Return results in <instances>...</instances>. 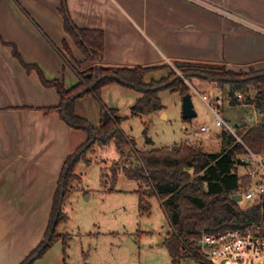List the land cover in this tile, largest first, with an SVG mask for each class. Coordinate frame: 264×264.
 <instances>
[{
    "label": "crops",
    "instance_id": "crops-1",
    "mask_svg": "<svg viewBox=\"0 0 264 264\" xmlns=\"http://www.w3.org/2000/svg\"><path fill=\"white\" fill-rule=\"evenodd\" d=\"M68 6L79 28L104 33V66L264 71V0H68ZM60 9L61 0H0V264H22L44 242L65 162L89 138L60 113L46 112L60 104L59 93L24 65L67 89L78 84L63 42L82 58ZM116 85L125 87L103 88L102 103ZM133 91L137 102L142 94ZM218 138L222 146V133ZM67 247L60 240L33 264H71Z\"/></svg>",
    "mask_w": 264,
    "mask_h": 264
},
{
    "label": "trees",
    "instance_id": "trees-1",
    "mask_svg": "<svg viewBox=\"0 0 264 264\" xmlns=\"http://www.w3.org/2000/svg\"><path fill=\"white\" fill-rule=\"evenodd\" d=\"M60 13L65 31L76 48L84 56L85 61L92 62L94 65L82 71L75 64H71L69 56L73 57L74 53L67 41L63 42V55L73 66L79 78L78 84L72 88L67 89L62 80H47L38 66L24 65L28 71H36L45 86L54 87L59 93L60 104L47 108L46 112L60 113L70 127L88 131L89 138L66 160L45 240L22 264H33L56 242L66 241L65 236L58 234V227L66 220L62 207L60 208V201L63 197L64 202L71 193V184L75 180H81L75 174V166L81 159L86 158L85 155L95 144L104 146L112 140L115 141L122 157L126 156L125 160L129 161V166L132 163L130 161L132 157H135L139 163L137 166L131 165L133 169L127 170V175L138 179L142 185L149 188L148 191L142 188L138 191L140 211H149L147 196H156L161 202L172 229L164 242L172 257V264H181L187 259L208 264L199 256L196 244L203 234H218L238 225L246 227L264 222V198L247 210L241 207L240 202L234 201V196L244 193L248 180L241 178L235 168L236 160L245 152V148L232 134L222 133V150L218 153H207L204 150L201 151L199 146L187 143L139 151L136 149L134 140L122 132L121 124L124 119L117 116V109L102 105L101 125L97 129L76 113L78 99L93 95L101 101L102 89L114 83L142 94L131 108L133 117L163 110L164 106L159 97L161 90L179 92L184 97L190 94V88L184 79L178 78L179 74L175 71H171L168 78L158 82L148 81L149 73L152 69H159L158 66L130 68L102 65L105 50L104 33L100 30L79 28L70 14L68 0H61ZM16 55L19 56L17 51ZM176 66L187 77L199 75L209 79L212 77L214 80L221 78L223 82L230 84L229 94L232 104L240 103L236 96L237 92L253 86L258 92V108L264 107L262 105L264 103V72H257L259 74L251 76L234 72L218 73L216 70L219 68L204 64L177 63ZM169 82L171 83L164 88L163 86ZM77 95L80 96L72 100ZM67 102H69L68 105H66ZM145 133L147 137V130ZM237 134L251 150L255 152L264 150V124L241 129ZM147 142L152 143V140L147 137ZM85 148L86 150L82 152ZM261 233L264 235V228ZM48 239L49 244L44 246Z\"/></svg>",
    "mask_w": 264,
    "mask_h": 264
},
{
    "label": "rangeland",
    "instance_id": "rangeland-1",
    "mask_svg": "<svg viewBox=\"0 0 264 264\" xmlns=\"http://www.w3.org/2000/svg\"><path fill=\"white\" fill-rule=\"evenodd\" d=\"M69 57L71 64H75L82 71L94 65L85 61L82 54V61L76 60L74 55ZM213 67L219 68L216 70L218 73L228 71L226 67ZM158 68L151 70L148 81L158 82L168 78L171 71H175L178 76H186L184 80L190 88L197 116L193 119H183V96L179 92L166 89L159 92L163 110L133 117L130 110L136 102L131 100L133 89L117 85L108 88L103 103L108 108L118 109L117 116L124 119L121 124L122 132L134 140L137 150L150 151L155 148L188 144L187 133L202 127H210L212 129L208 135L194 137L189 144L204 146L211 153L221 152L222 146H218L214 141L219 139L218 135L223 133L224 129L214 125L216 115L209 106L213 103L217 104L213 105V108L221 112L224 119L237 132L264 124V107L258 108V92L253 86L237 92L236 96L238 93L242 94L244 100L240 104H232L229 94L231 85L223 82L221 78L214 80L212 77L209 79L199 75L187 77L175 63L159 65ZM257 72L264 71L242 72L243 74L239 75L255 76L259 74ZM202 95L208 96L209 104L203 100ZM77 102L76 113L95 129L99 128L103 103L93 95L78 99ZM262 105L264 106V103ZM146 130L147 137L152 143L147 142ZM87 132L78 133L84 136ZM85 156L86 158L81 159L75 166V174L81 180H75L71 184V193L62 203L66 220L58 227V232L65 234L63 236L68 243V262L172 264V257L164 245L172 229L159 198L147 196L149 211L141 212L138 191L140 188L148 191L149 188L142 185L138 179L130 178L126 173L127 170L133 169L131 165L132 167L139 165L136 158L130 157L132 163L130 162L129 166V161L125 160L126 156L122 157L114 140L104 146L95 144ZM255 203L244 199L240 205L247 210ZM129 241H133L136 248ZM263 261L264 258L258 259L255 264H263ZM181 264L202 263L187 259Z\"/></svg>",
    "mask_w": 264,
    "mask_h": 264
},
{
    "label": "built area",
    "instance_id": "built-area-1",
    "mask_svg": "<svg viewBox=\"0 0 264 264\" xmlns=\"http://www.w3.org/2000/svg\"><path fill=\"white\" fill-rule=\"evenodd\" d=\"M252 25V24H251ZM203 100L209 104V98L202 95ZM239 100H244L242 94H238ZM213 105H217L213 103ZM215 113L214 125L224 129V132L232 134L245 152L238 156L235 168L241 178L248 180V186L244 193L240 194L243 200L259 202L264 198V150L255 152L251 150L237 134L229 123L224 119L221 112L213 108ZM210 127H202L199 130L188 133L189 141L200 135H208ZM188 141V144H189ZM241 170H243L241 172ZM264 222L251 226L232 227L218 234H203L197 241L199 256L208 264H255V261L264 258V235L261 233ZM264 264V261H263Z\"/></svg>",
    "mask_w": 264,
    "mask_h": 264
},
{
    "label": "water",
    "instance_id": "water-1",
    "mask_svg": "<svg viewBox=\"0 0 264 264\" xmlns=\"http://www.w3.org/2000/svg\"><path fill=\"white\" fill-rule=\"evenodd\" d=\"M178 78H181V79H184V78H186V76H179ZM172 82V81H171ZM171 82H169L168 84H166V85H164L163 87L165 88V87H167V85H169ZM80 95H77V96H75V97H73L72 98V100H75L76 98H78ZM68 103L69 102H67L66 103V105H68ZM197 116V113H196V111H195V109H194V104H193V101H192V97H191V95L190 94H188V95H185L184 97H183V119H185V120H188V119H193L194 117H196ZM201 151H203V148L202 147H200L199 148ZM86 150V148L85 149H83L82 150V152H84ZM63 182H64V180H63ZM243 200V197H242V195H236V196H234V201L235 202H241ZM61 204H62V202H63V197H61ZM60 204V208L62 207V205ZM49 244V239L46 241V243H45V245L44 246H46V245H48ZM132 244V243H131ZM132 246H133V244H132ZM222 264H226L225 262H223Z\"/></svg>",
    "mask_w": 264,
    "mask_h": 264
}]
</instances>
